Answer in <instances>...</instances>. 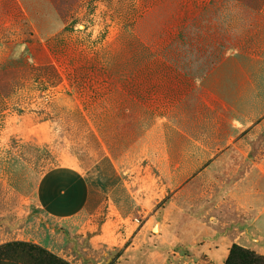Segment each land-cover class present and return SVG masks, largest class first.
I'll return each mask as SVG.
<instances>
[{"label": "rangeland", "instance_id": "1", "mask_svg": "<svg viewBox=\"0 0 264 264\" xmlns=\"http://www.w3.org/2000/svg\"><path fill=\"white\" fill-rule=\"evenodd\" d=\"M224 13L262 24L264 0H0V247L28 243L69 264L220 263L208 251L240 236L230 182L177 179L165 157L178 150L161 148L158 117L140 116L165 99L129 95L145 89L144 62L175 57L165 46L178 30H207ZM247 41L241 52L255 55ZM52 172L63 175L43 180ZM86 183L73 218L36 207L41 187L56 195L49 184L74 185L66 208L84 207Z\"/></svg>", "mask_w": 264, "mask_h": 264}, {"label": "crops", "instance_id": "2", "mask_svg": "<svg viewBox=\"0 0 264 264\" xmlns=\"http://www.w3.org/2000/svg\"><path fill=\"white\" fill-rule=\"evenodd\" d=\"M216 17L219 22L207 30L194 26L178 30L176 46H165L166 54L174 48L175 57L164 55L163 59L164 48H161L162 60L144 62L148 70L156 69L157 64L161 70L159 78H155V72L154 77L143 81L144 99L152 92L160 100L165 99L167 107L161 113H153L144 104L140 116L158 117L159 127L165 128L161 131V148L174 147L181 151H177L174 162L165 157L167 164L176 165L177 179L188 181L205 176L212 181L230 182L227 196L231 206H236L233 216H238L241 222L240 236L233 242H224L226 236L221 237V247L208 251L212 259L221 257L219 264H223L233 244L264 256V22L255 21L254 25L246 26V21L237 14ZM250 28L254 32L249 33ZM251 35L256 37L255 55L241 52ZM233 36L241 38L235 47L227 41ZM223 50L230 52L220 56ZM248 59L250 67L246 63ZM129 99L141 101L131 95ZM166 133L186 140L185 144L178 140L175 144L167 140L163 144ZM187 171L192 174L185 179ZM62 175L52 172L43 180ZM61 185L60 189L50 188L49 184V189L57 192L53 195L49 190L46 200L41 194L42 187L37 190L36 207L53 219L73 218L86 207L89 187L86 183L84 207L79 204L69 210L66 205L73 200L67 197H72L74 185ZM6 240L0 235V244Z\"/></svg>", "mask_w": 264, "mask_h": 264}, {"label": "trees", "instance_id": "3", "mask_svg": "<svg viewBox=\"0 0 264 264\" xmlns=\"http://www.w3.org/2000/svg\"><path fill=\"white\" fill-rule=\"evenodd\" d=\"M159 60H156L158 62ZM145 74L143 81L147 78H159L161 71L157 66L156 69L149 70ZM142 81V83H143ZM137 90H133L135 92ZM145 94V93H144ZM143 92L137 95L141 100L145 98ZM0 264H69L68 262L59 259L33 245L28 243H7L0 247ZM223 264H264V256L257 255L256 253L233 244L229 248L228 256Z\"/></svg>", "mask_w": 264, "mask_h": 264}]
</instances>
